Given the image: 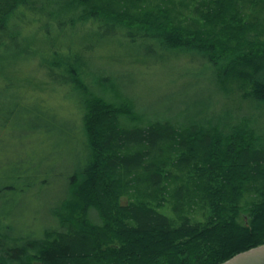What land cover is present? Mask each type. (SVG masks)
Segmentation results:
<instances>
[{"label":"trees","instance_id":"trees-1","mask_svg":"<svg viewBox=\"0 0 264 264\" xmlns=\"http://www.w3.org/2000/svg\"><path fill=\"white\" fill-rule=\"evenodd\" d=\"M109 40L161 62L188 52L220 91L233 82L264 107V0H0V88L71 89L84 151L39 230L27 222L28 199L51 185V157H23L22 172L0 186V264H222L264 245V140L212 104L181 119L111 103L118 81H96L88 56ZM23 63L34 71L15 77ZM26 101L17 109L34 122L22 123L23 143L66 132L54 112ZM131 193L141 200L123 205ZM166 205L173 218L159 211Z\"/></svg>","mask_w":264,"mask_h":264},{"label":"rangeland","instance_id":"rangeland-1","mask_svg":"<svg viewBox=\"0 0 264 264\" xmlns=\"http://www.w3.org/2000/svg\"><path fill=\"white\" fill-rule=\"evenodd\" d=\"M144 55L143 49H135L116 40L93 45L88 54L94 60L95 70H98L93 78L96 81L109 79L113 82L116 79L120 87L119 95L112 92L105 95L108 101L114 104L128 102L133 105L136 113L147 118H154V112L160 109L167 113V116H172L173 112L181 119L186 116L192 118L196 113L206 110L208 104H212L211 112L229 109L232 117L234 116L232 125L245 119L264 140V107L243 100L242 92L236 84L228 82L227 93L220 91L217 80H211L213 77L210 69L202 60L192 58L188 52L170 53L163 62L159 57L144 58ZM23 65L24 69L15 77L21 78L24 72L34 71L31 64ZM89 82L91 80L88 79L85 83L89 86L90 92L102 94ZM108 89H111L110 86ZM0 92L2 93L0 109L3 108L4 111L3 127H0V186L11 183L12 176L17 177L16 174L22 172L24 167L22 160L25 156L36 158L40 152H45L51 157L54 165L55 173L51 177V185L47 189L35 190L28 199L33 209L27 222L39 230L49 224L47 219L49 209L59 199L64 198L67 176L81 166L83 160V146L77 134L81 131V124L76 119L80 110L78 98L69 88L45 87L23 93L18 89L5 90L2 87ZM21 96L27 98L26 105L40 106L46 111L54 112L57 121L65 122L66 132L57 131L47 138L34 139V142L31 140L30 144L23 143L20 140V127L26 120L30 122L34 120L30 116L26 118V115L17 109V102ZM8 111H14L10 121L6 119ZM170 186L171 189L174 187ZM139 200L141 198L131 193L123 196L121 203L125 205ZM15 203L17 207L14 214L19 220L18 205L21 207L23 204L20 195L15 197ZM159 211L170 218L174 217L170 205L159 208ZM197 219L200 220L199 216Z\"/></svg>","mask_w":264,"mask_h":264},{"label":"water","instance_id":"water-1","mask_svg":"<svg viewBox=\"0 0 264 264\" xmlns=\"http://www.w3.org/2000/svg\"><path fill=\"white\" fill-rule=\"evenodd\" d=\"M222 264H264V245L240 253Z\"/></svg>","mask_w":264,"mask_h":264}]
</instances>
